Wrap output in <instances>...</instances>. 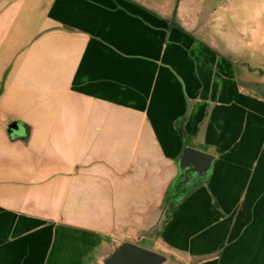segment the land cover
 Segmentation results:
<instances>
[{
    "label": "crops",
    "instance_id": "obj_1",
    "mask_svg": "<svg viewBox=\"0 0 264 264\" xmlns=\"http://www.w3.org/2000/svg\"><path fill=\"white\" fill-rule=\"evenodd\" d=\"M249 4L0 0V264H88L110 238L264 264V68L257 89L192 31L220 7L224 45ZM185 148L210 171L165 202Z\"/></svg>",
    "mask_w": 264,
    "mask_h": 264
},
{
    "label": "rangeland",
    "instance_id": "obj_2",
    "mask_svg": "<svg viewBox=\"0 0 264 264\" xmlns=\"http://www.w3.org/2000/svg\"><path fill=\"white\" fill-rule=\"evenodd\" d=\"M249 3V5L245 6L247 10L243 13L239 12L238 16L245 17L249 15L250 10L253 11V14H255L254 10H256L255 17H246L245 19L243 18L244 20L242 21L244 24H241L240 30L239 23L230 24L227 27L228 36L226 38L227 42L224 45L222 39V25L220 20H217L218 16L221 14L220 7L213 8L211 15L214 17L205 23V25L207 24L208 27L213 26V28H208L211 29L209 35H205L206 30L203 23H200L197 25V27L192 28V31L194 30L193 32L195 36H197L198 33L199 36H202L203 39L206 40L202 41L205 42V45L211 47L212 49H217L218 52H221L223 48L231 51L236 49V53L239 55H231L232 63L236 64L238 62L239 64L234 66L245 76L247 84L255 86L257 89H259L261 85V78L257 77V71L258 69L264 68V0H249ZM201 17L204 18V15ZM235 32L240 34L241 37L239 36L238 47L234 48L232 44V35ZM139 246H143L146 249L159 253L157 248L147 244L146 242H142ZM164 255H173V252L168 249L165 251Z\"/></svg>",
    "mask_w": 264,
    "mask_h": 264
},
{
    "label": "water",
    "instance_id": "obj_3",
    "mask_svg": "<svg viewBox=\"0 0 264 264\" xmlns=\"http://www.w3.org/2000/svg\"><path fill=\"white\" fill-rule=\"evenodd\" d=\"M19 130V124L12 122L7 127V133L13 134ZM213 156L191 148H185L178 160L179 173L184 181L189 180L187 174H194L191 183L196 185L197 179L205 180L211 168ZM88 264H180L177 260L161 253L146 249L139 245L110 238L102 248L89 257Z\"/></svg>",
    "mask_w": 264,
    "mask_h": 264
},
{
    "label": "trees",
    "instance_id": "obj_4",
    "mask_svg": "<svg viewBox=\"0 0 264 264\" xmlns=\"http://www.w3.org/2000/svg\"><path fill=\"white\" fill-rule=\"evenodd\" d=\"M184 124H185V118H181L179 119L177 122H175V128L177 129V132L179 133V135L182 137L185 145H188V137L186 136L185 132H184ZM178 180V178H177ZM177 180L175 181V183L173 184V186H171L169 193L167 195V197L165 198V202H167L168 199H182L184 198L192 189L193 187H195L196 185L200 184V180L196 185H194L193 187L184 190L182 193L180 192V188L177 186Z\"/></svg>",
    "mask_w": 264,
    "mask_h": 264
},
{
    "label": "flooded vegetation",
    "instance_id": "obj_5",
    "mask_svg": "<svg viewBox=\"0 0 264 264\" xmlns=\"http://www.w3.org/2000/svg\"><path fill=\"white\" fill-rule=\"evenodd\" d=\"M187 176H188L189 180L187 182H185L184 184H182V182L184 181V176H183L182 172H180L179 175H178V180H177V184L178 185L177 186L180 188V192L181 193L184 190L189 189V188H191L193 186V184L191 183V180H192V178L195 177L194 174L188 173ZM199 181H200V179H197V183Z\"/></svg>",
    "mask_w": 264,
    "mask_h": 264
}]
</instances>
